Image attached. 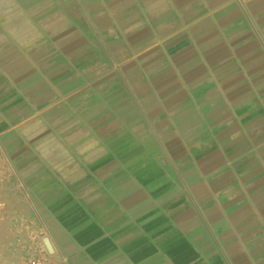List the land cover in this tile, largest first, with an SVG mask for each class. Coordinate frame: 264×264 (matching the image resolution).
I'll use <instances>...</instances> for the list:
<instances>
[{
	"label": "crops",
	"instance_id": "crops-1",
	"mask_svg": "<svg viewBox=\"0 0 264 264\" xmlns=\"http://www.w3.org/2000/svg\"><path fill=\"white\" fill-rule=\"evenodd\" d=\"M0 159V264H264V0H0Z\"/></svg>",
	"mask_w": 264,
	"mask_h": 264
},
{
	"label": "built area",
	"instance_id": "built-area-1",
	"mask_svg": "<svg viewBox=\"0 0 264 264\" xmlns=\"http://www.w3.org/2000/svg\"><path fill=\"white\" fill-rule=\"evenodd\" d=\"M12 182L11 173L9 169L3 165L2 160L0 159V196L3 194V190L6 184ZM5 208V203L0 199V209ZM39 259L34 260L31 264H38Z\"/></svg>",
	"mask_w": 264,
	"mask_h": 264
},
{
	"label": "water",
	"instance_id": "water-1",
	"mask_svg": "<svg viewBox=\"0 0 264 264\" xmlns=\"http://www.w3.org/2000/svg\"><path fill=\"white\" fill-rule=\"evenodd\" d=\"M48 244V243H47Z\"/></svg>",
	"mask_w": 264,
	"mask_h": 264
}]
</instances>
